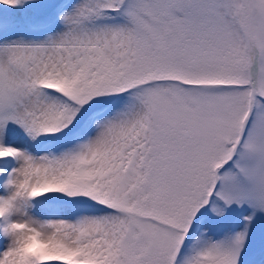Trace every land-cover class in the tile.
<instances>
[{"label": "snow or ice", "instance_id": "snow-or-ice-1", "mask_svg": "<svg viewBox=\"0 0 264 264\" xmlns=\"http://www.w3.org/2000/svg\"><path fill=\"white\" fill-rule=\"evenodd\" d=\"M0 264H264V0H0Z\"/></svg>", "mask_w": 264, "mask_h": 264}]
</instances>
